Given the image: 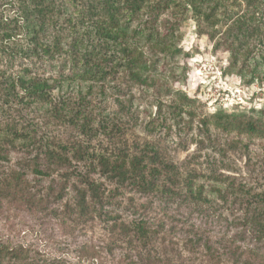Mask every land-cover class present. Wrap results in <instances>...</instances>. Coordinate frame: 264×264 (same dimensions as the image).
I'll return each mask as SVG.
<instances>
[{
  "label": "trees",
  "instance_id": "obj_1",
  "mask_svg": "<svg viewBox=\"0 0 264 264\" xmlns=\"http://www.w3.org/2000/svg\"><path fill=\"white\" fill-rule=\"evenodd\" d=\"M9 1L0 0V202L67 235L101 226L125 264H264V169L240 180L222 164L239 149L249 167L264 123L199 116L198 147L183 162L148 138L156 125L193 123L200 103L156 69L180 50L190 10L197 32L232 53L225 71L264 79L251 65L258 54L264 66V0ZM149 89L151 106L170 98L159 124L140 121L136 100ZM217 129L248 141L229 140L219 163L212 150L200 159ZM11 235L0 233V264H72Z\"/></svg>",
  "mask_w": 264,
  "mask_h": 264
},
{
  "label": "rangeland",
  "instance_id": "obj_2",
  "mask_svg": "<svg viewBox=\"0 0 264 264\" xmlns=\"http://www.w3.org/2000/svg\"><path fill=\"white\" fill-rule=\"evenodd\" d=\"M4 2H7L8 7L10 1L4 0ZM4 6L2 7L4 8ZM13 12L14 9H11L10 15L16 14ZM216 28L219 29L220 25H216ZM176 36L174 46L180 50L167 55L164 67L161 68L160 62L156 69L169 78L171 85L179 87L200 102L193 109V123L184 119L180 128L173 126L169 129L164 128L163 124L160 125L156 117L158 112L169 110L167 104L170 98L161 97L163 99L161 101L162 109L156 105L151 106L150 103L154 102V94L150 89L145 92V97L136 100V105L140 121L145 120L147 115V118H154L156 124H159L156 125L153 132L148 133L149 140L151 139L154 143L159 142L162 151L176 161L183 162L191 154L194 155L198 147L191 141V136L200 134L202 130L199 116L221 110L229 113L234 112L235 115L240 114V119H247L242 118L243 114L247 115L246 117L252 115L253 118L264 123V79L246 81L247 78H250V74L245 71L242 74L236 72L238 65H234L231 72L225 71L229 62L233 60L232 53L224 50L222 46L215 48L213 39H210L206 34L197 32V24L191 10L181 22ZM19 39H24V37ZM260 59L258 54L254 55L251 65L264 76V66L260 64ZM184 72L186 78H183ZM135 93L137 94L139 91ZM46 122L48 127L45 129H54L52 122L48 120ZM168 122L172 121L168 120ZM54 132L57 134L58 129H55ZM145 133L147 134V132ZM217 133L219 139L215 141V144H210L212 146L209 149L202 150L200 159L205 160L206 153L212 150L218 158L216 162L219 163V158L223 155L222 150L228 146L229 140L240 138L243 141H248V138L240 136L236 131L225 133L218 130ZM249 143L251 144L248 155L250 158L249 167H246V156H238L241 152L239 149L228 150V158L222 163L230 171L236 170L242 174L238 176L240 180L242 177H248L252 172H261L264 169L262 163L264 144L254 139ZM232 175L239 174L233 173ZM16 205L8 204L7 201L0 202V233H11L13 243H23L32 250L37 249L52 257L55 253H60V256L68 255V261L72 264H125L123 254L119 249H112L114 248L113 241L108 236L107 230L101 226L89 231L78 230L67 235L66 230L52 223L39 224L37 217L26 214ZM93 250L97 252L95 255ZM188 255L184 252L183 256ZM4 262L6 261H2V263ZM195 264L197 263L195 262ZM207 264H221V261L218 263L207 261Z\"/></svg>",
  "mask_w": 264,
  "mask_h": 264
}]
</instances>
